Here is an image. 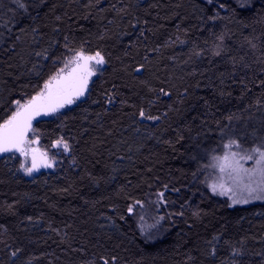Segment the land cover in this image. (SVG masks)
Masks as SVG:
<instances>
[{
  "label": "trees",
  "instance_id": "trees-1",
  "mask_svg": "<svg viewBox=\"0 0 264 264\" xmlns=\"http://www.w3.org/2000/svg\"><path fill=\"white\" fill-rule=\"evenodd\" d=\"M81 47L101 75L33 125L69 167L23 178L0 156V264H264V203L191 185L228 138L264 142V0H0V123ZM162 191L174 217L150 241L127 209Z\"/></svg>",
  "mask_w": 264,
  "mask_h": 264
},
{
  "label": "snow or ice",
  "instance_id": "snow-or-ice-1",
  "mask_svg": "<svg viewBox=\"0 0 264 264\" xmlns=\"http://www.w3.org/2000/svg\"><path fill=\"white\" fill-rule=\"evenodd\" d=\"M14 2L20 9L25 8V0H14ZM206 2L211 5L214 0H206ZM236 4L240 9H245L250 6V0H236ZM220 7L223 8L224 5L220 4ZM105 63V57L100 51L90 54L81 47L64 61L63 67L43 81L34 95L28 96L27 99L12 101L11 113L0 123V156L11 153L23 157L19 170L28 176L39 171L40 168H51L53 162L49 161L48 151L39 147L40 140L33 127V121L39 116L56 115L61 109L83 97L88 91L91 78L97 74V69L93 65L103 66ZM141 70L142 66L135 69L136 72ZM108 101L114 102L111 96L108 97ZM139 116L141 119H159V117L146 116L143 109L140 110ZM51 147L62 148L64 153H68L71 146L61 137L55 140ZM233 147L237 150H231ZM224 148L227 151L222 157H214L218 162L214 166L223 174L221 177L223 182L219 185H211L213 193L216 194L218 189L220 195L230 193L229 199L232 200L233 205L264 200V143L245 148L233 139L229 140ZM8 158L15 159L16 156L12 155ZM242 161H252L253 166L246 168ZM158 195L163 198L164 193ZM135 203L143 207L139 201ZM127 211L131 214L134 206H128ZM141 219L143 220L142 216ZM159 219L163 220L164 217ZM15 255L14 252L13 256ZM103 264H109V261L104 260Z\"/></svg>",
  "mask_w": 264,
  "mask_h": 264
},
{
  "label": "rangeland",
  "instance_id": "rangeland-1",
  "mask_svg": "<svg viewBox=\"0 0 264 264\" xmlns=\"http://www.w3.org/2000/svg\"><path fill=\"white\" fill-rule=\"evenodd\" d=\"M251 1H254V0H250V2ZM72 55L73 54L69 53V54H66L65 56H63L62 58H60L57 62V66H56L54 72L58 71L61 67H63L64 61L68 57H71ZM93 67H95L97 69V74L95 76H93L91 78V80L93 78L100 76L102 73V70H103L102 66L93 65ZM53 74L54 73H52L51 75H53ZM68 107L69 106H66L65 108L61 109L60 111L65 110ZM36 134L38 135L39 140H40L39 147L48 151L49 161L53 162V166L51 167L53 169V171L56 173H63L69 167L70 160L68 158H66V155L63 152L62 148L57 149V148H53V147H49V146L44 145L42 135L37 130H36ZM254 138L256 141L258 137L254 136V135L245 136V148H251V147L255 146V143L252 144V142H251V140ZM229 140H233V139L228 138L226 143H228ZM231 150L235 151L237 149H235V147H233V149H231ZM225 151H227V149H225L223 146V148H221L220 150L211 154L209 159L207 160V163L197 171L196 175L194 176V178L191 182V185H192V187H194V190H197L194 194L195 195L198 194L199 196L204 197V198L213 199V200L217 201L218 203L227 205L229 208L248 206V205L256 204V203H264V200H253L247 204H235V205H233L232 200L229 199V195H231L230 193L228 195H220L219 189H218L216 194L213 193V191L211 189V185H213V184L219 185L221 182H223L221 179L223 174L220 173L218 167L214 166L218 163L216 160H214V157H222ZM22 160H23V157H20L18 155L19 169H20V162ZM242 163L244 164V167H246V168L253 166L252 161H247V162L242 161ZM40 169H42V168H40ZM43 169H46V168H43ZM33 173L35 174L36 172H33ZM18 174H19V176H21L23 178L31 177V176L25 175V173L22 170H19ZM162 192L164 193L163 198L159 197V195H158L161 192L153 193L144 202H141V204H143L142 208L140 207L139 204H135L134 205V211L131 213L133 215V218L135 219V222L138 225L139 229L142 230L143 233L146 232L144 234V236L150 241L154 240L157 237L154 235L156 227L160 225V227L162 229L163 226L165 225V224H163V222L168 220V219L170 220L174 217V215L172 216V213L170 211V208L173 206V204H172L173 202H171V201L169 202V200L167 199V197H166L167 191H162ZM171 193L173 194L174 198L178 197V195H179V193L177 191H173ZM161 199H162V202H161ZM141 216L143 217V220L141 219ZM160 217H164V219L160 220L159 219ZM152 229H154V230H152Z\"/></svg>",
  "mask_w": 264,
  "mask_h": 264
},
{
  "label": "water",
  "instance_id": "water-1",
  "mask_svg": "<svg viewBox=\"0 0 264 264\" xmlns=\"http://www.w3.org/2000/svg\"><path fill=\"white\" fill-rule=\"evenodd\" d=\"M41 117H44V116H39V117H37V118L33 121V125H34V123H35L37 120H39ZM6 154H9V153H6Z\"/></svg>",
  "mask_w": 264,
  "mask_h": 264
}]
</instances>
